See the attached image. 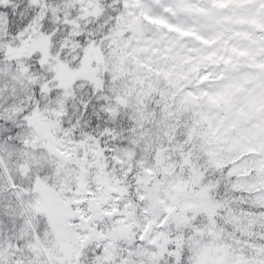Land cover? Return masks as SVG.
<instances>
[{
    "label": "snow or ice",
    "instance_id": "snow-or-ice-1",
    "mask_svg": "<svg viewBox=\"0 0 264 264\" xmlns=\"http://www.w3.org/2000/svg\"><path fill=\"white\" fill-rule=\"evenodd\" d=\"M207 3L0 0V264H264V52Z\"/></svg>",
    "mask_w": 264,
    "mask_h": 264
},
{
    "label": "trees",
    "instance_id": "trees-1",
    "mask_svg": "<svg viewBox=\"0 0 264 264\" xmlns=\"http://www.w3.org/2000/svg\"><path fill=\"white\" fill-rule=\"evenodd\" d=\"M254 0H208V7H218L226 14L223 20L219 19V26L203 29L210 33L209 43L215 45L210 57L224 58L227 55L232 67L239 69L240 58L248 56L253 59L264 52V17L259 15V9H253ZM206 9V6L202 7ZM226 8V9H225ZM157 27H162L159 19H150ZM170 30H174L170 28ZM259 32L261 35H257ZM183 34V33H182ZM187 35H195L192 29H188ZM260 69L257 73H243L236 84L238 90L249 87L250 92L262 88L264 78V66L256 65Z\"/></svg>",
    "mask_w": 264,
    "mask_h": 264
}]
</instances>
